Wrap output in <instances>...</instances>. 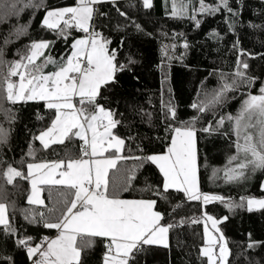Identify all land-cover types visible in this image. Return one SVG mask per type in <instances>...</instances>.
<instances>
[{"label": "snow or ice", "instance_id": "1", "mask_svg": "<svg viewBox=\"0 0 264 264\" xmlns=\"http://www.w3.org/2000/svg\"><path fill=\"white\" fill-rule=\"evenodd\" d=\"M170 2L169 10V0H163L165 15L170 19L189 20L195 28L202 23L198 17L221 13L227 32L234 37L232 50L236 58L232 71L219 72V87L203 91L205 82H201L198 101L190 105L194 114L188 119H181L179 106L171 99L167 102L161 99L163 135L158 134L154 139L164 145V150L148 152L143 142L152 138L138 131L134 135L132 129L135 117L149 128L154 127L153 112L126 101L128 115L133 117L128 119L125 113L111 106L109 95L119 84V75L133 73L134 66L140 62L132 52L134 45L125 36L117 47H111L112 40L96 30L95 18L107 15L99 12L100 6L111 4L122 18V23L115 26L116 31L152 38L153 33L136 17L141 11L147 16L154 7L153 0H126L125 8L121 7L120 0H76L73 6L54 8L45 0H0V23L17 20L0 43V157L5 148L11 150L10 136L19 118L15 106L29 101L43 102L46 110V117L39 111L36 113L37 121H46L44 126L36 132L28 129V149L18 162L20 167L0 159V181H3L0 185V264H16L14 255L9 253L17 250L26 254L29 264H87L89 252L98 245L102 246L99 264H147L153 246L169 248L171 230L201 223L199 264H233L229 259L232 250L220 227L230 217L210 213L207 205L219 202L229 213L244 210L264 215V197L241 195L239 200H234L201 192L198 133L205 140L222 137L229 148L235 149L234 154L227 156L222 169L213 168V179L244 185L259 174V187L264 191V67L261 75H256L251 64L252 60L264 61V51L254 53L242 47L237 26L245 27L241 20L247 7L245 0H235L234 4L232 0H215L212 4L198 0V7L193 0ZM28 9L33 10L32 18L27 23H19ZM40 9L44 10L40 27L54 39L33 40L23 50L16 49L14 55L18 59H7L8 46L30 34L32 19ZM253 15L260 23L249 20L246 27L264 32V0H260V7ZM74 31L84 35L72 37L69 42ZM160 35L168 37L167 32L162 31ZM183 35L174 33L171 39L175 41ZM208 38L217 43L224 40L216 30ZM58 41L68 47L59 58L49 51ZM261 46L264 47V41ZM182 47L185 52L189 49L186 39ZM176 48V43L162 44L161 52L169 61L182 60L183 55H170ZM160 67L164 73L163 65ZM164 75L167 79V74ZM258 83V91L253 94L252 89ZM241 89L244 91L236 114H220L218 110L237 99L235 93ZM209 113L211 119L206 118ZM121 127L127 129L126 135H121ZM37 141L40 149L35 147ZM76 141H79L77 155L66 153L60 157L53 147L67 148L66 142L75 144ZM38 150L55 153L58 158L36 162ZM145 166H155L162 179L155 185L145 181L140 191L147 193L146 198L144 195L124 198L123 193L135 190V181ZM204 167H208L207 156ZM220 172L222 177L218 175ZM17 179L30 185L27 204L40 207L17 209L14 201L9 204L7 187L17 188ZM45 190L47 203L42 198ZM161 200L168 204V210H159ZM192 201L199 202L200 214L177 219L179 210ZM17 213L22 223L17 220ZM30 227L54 230L55 234L33 236L29 233ZM257 248L264 249V241L253 240L249 232L248 242L241 246L235 264L241 261L262 264L261 259L249 254Z\"/></svg>", "mask_w": 264, "mask_h": 264}, {"label": "trees", "instance_id": "2", "mask_svg": "<svg viewBox=\"0 0 264 264\" xmlns=\"http://www.w3.org/2000/svg\"><path fill=\"white\" fill-rule=\"evenodd\" d=\"M46 4L50 8L73 6L75 0H45ZM135 2V0H134ZM215 0H205V3L212 4ZM233 4L235 0H232ZM154 7L151 9L147 16L141 11L137 15V19L140 23L144 24L148 32L153 33L152 38L144 37L142 35L126 34L116 31L115 26L118 23H122V18L118 17L115 9L111 4H105L99 7V12L107 13L106 16H97L95 18V28L97 31L102 32L105 36L112 40L111 47H117L118 41L121 38L127 36V39L134 45L132 52L136 54V58L140 61L134 66L133 73H126L119 75V84L112 93L111 106L118 108L119 112L125 113L128 119L133 117L128 115L126 109V101L131 104L142 106L146 111L153 112L154 114V127L149 128L147 123H140L139 117H135L136 124L132 129V133L135 135L137 131L141 135H146L152 138L151 140L145 139L143 146L148 152H161L164 150V145L155 140L156 135H163V125L160 123V105L161 99L167 102L169 99L173 103L179 106V114L181 119H188L194 114V110L190 108L193 102L198 101L197 92L201 91V82L204 83L203 91L210 92L212 89L219 87V72L232 71L236 53L232 50L233 35L227 32V26L224 23V17L221 13H217L215 16H200L202 20L201 26L195 28L193 23L189 20L170 19L165 15L163 0H153ZM193 3L198 7V0H193ZM247 5L246 9L242 13L241 20L245 27L237 26V32L242 41V47L245 50L257 53L264 51V47L261 46V41H264V32L253 31L247 28L249 20L259 24L260 19L253 15L254 10H258L260 7V0H245ZM122 8L126 7V0H120ZM137 7L139 4L137 3ZM171 8V2L169 0V10ZM32 9H28L24 12L20 18L19 23H27L32 18ZM44 10L40 9L35 13V18L32 19V26L29 30L28 36H22L19 40L8 46L7 59H18L14 55L16 49L23 50L24 46L29 44L33 40L40 39H54L51 33L41 29L40 23L43 19ZM17 24L15 18L11 19L7 23H0V43L3 42V38L8 35L12 26ZM216 30L221 36H224L222 42H215L208 38V34ZM167 32L168 37H162L161 32ZM174 33H183V37H177L175 41L171 39ZM83 33L74 31L72 36L69 37V42L72 37H80ZM187 40L190 47L185 52L182 47L184 40ZM176 43L177 48L174 52H170V55L180 57L183 55V59H173L169 61L163 56L161 52L162 44ZM54 57L59 58L68 51V47L61 42H57L54 48L49 49ZM127 46L125 47V52ZM123 53L121 54V59ZM170 64V67H169ZM251 64L255 70L256 75H261V68L264 67V61L252 60ZM161 65L164 67V73L161 71ZM51 70V69H49ZM167 74V79L165 75ZM138 77V79H136ZM259 83L252 89L253 94L258 91ZM171 89V95L169 93ZM163 91V97L161 93ZM203 91L201 92V99L203 98ZM235 93L237 99L231 100L225 107L218 110L220 114H236L241 102V93ZM151 100V104L149 103ZM119 102V103H117ZM43 102L29 101L27 104H18L15 108L18 110L19 118L14 124V130L10 136V149L5 148L3 156L0 159L7 160L13 166L19 168L18 163L21 157L24 156L28 149V141L30 139L28 129L32 132H36L37 129L44 126L46 121H37L36 113L39 111L41 115H45L46 110L42 107ZM154 106V107H153ZM119 118V117H117ZM211 119L209 113L206 117ZM2 119V117H0ZM203 121L201 122V124ZM201 124L197 126L200 127ZM27 126V127H26ZM7 127V125H5ZM121 135H126L127 129L121 127L119 129ZM198 148L200 150L201 166L199 170V187L201 192L210 195H223L225 197H231L234 200H239L241 195L254 196L256 198L264 197V191H261L259 184L261 177L257 174V178L244 185L227 184L222 178L213 179V168L222 169L227 163V156L234 154L235 149L229 148L225 139L222 137L213 136L212 138L205 140L203 134H199ZM235 137L233 136V140ZM67 148L64 146H53L57 152L60 153V157L68 155H77V145L68 143ZM35 147L40 149L39 142H36ZM207 156L208 167H204V157ZM55 153L37 151L35 153L36 162H41L45 159H57ZM131 163V162H129ZM223 176V172L218 174ZM162 177L159 175L155 166H145L138 175L135 181V190L132 192L123 193V197L126 199L140 198L141 195L147 197V193H142L140 190L144 188L145 181L148 184L155 185ZM3 181H0V185ZM17 188L12 186L7 187L8 202H15L17 209L40 207L38 205H28L26 195L30 190V185L26 181L17 179ZM172 191V190H169ZM47 197V191L42 193V198ZM173 203L176 201L173 200ZM158 207L160 211L168 210V204L164 201H159ZM207 210L216 215L223 216L229 215L230 219L225 225H221L225 237L228 240L229 247L232 250L230 260L235 264L236 255L241 251V246H246L248 242V233L252 234V239L255 241H264V215L260 212L248 213L244 210H237L235 213H229L228 210L219 202H213L207 205ZM12 209L9 207V212ZM199 202L192 201L185 203L183 209L179 210L177 219L180 216H196L199 215ZM17 220L21 223L22 218L17 213ZM29 233L33 236L53 235L54 230H46L42 228H29ZM203 226L200 225H188L184 228L173 229L169 233V248L165 249L162 246H153V251L147 256V264H199L197 260L198 248L202 244ZM9 254L14 255L16 264H29L26 259V254L17 250ZM255 256L257 259L262 260L264 264V249L257 248L254 252L249 253ZM102 255V246H97L91 250L88 254L87 264H99ZM243 264V261H241Z\"/></svg>", "mask_w": 264, "mask_h": 264}, {"label": "rangeland", "instance_id": "3", "mask_svg": "<svg viewBox=\"0 0 264 264\" xmlns=\"http://www.w3.org/2000/svg\"><path fill=\"white\" fill-rule=\"evenodd\" d=\"M83 35L84 34H82L80 37H78V38H82L83 37ZM202 226H203V223H202ZM209 228H210V230H211V224L209 223Z\"/></svg>", "mask_w": 264, "mask_h": 264}, {"label": "built area", "instance_id": "4", "mask_svg": "<svg viewBox=\"0 0 264 264\" xmlns=\"http://www.w3.org/2000/svg\"><path fill=\"white\" fill-rule=\"evenodd\" d=\"M75 2H76V0H75Z\"/></svg>", "mask_w": 264, "mask_h": 264}, {"label": "crops", "instance_id": "5", "mask_svg": "<svg viewBox=\"0 0 264 264\" xmlns=\"http://www.w3.org/2000/svg\"><path fill=\"white\" fill-rule=\"evenodd\" d=\"M54 234H55V233H54ZM54 234H53V235H54Z\"/></svg>", "mask_w": 264, "mask_h": 264}]
</instances>
